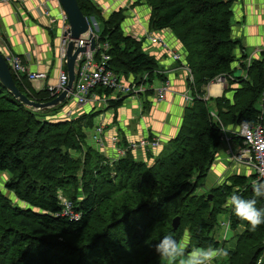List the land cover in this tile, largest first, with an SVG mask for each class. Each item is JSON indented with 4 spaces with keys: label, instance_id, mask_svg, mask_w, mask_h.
Segmentation results:
<instances>
[{
    "label": "trees",
    "instance_id": "obj_1",
    "mask_svg": "<svg viewBox=\"0 0 264 264\" xmlns=\"http://www.w3.org/2000/svg\"><path fill=\"white\" fill-rule=\"evenodd\" d=\"M76 1L86 18L103 25L99 37L110 45L111 71L125 82L143 74L150 84L166 80L158 72L160 58L144 52L145 43L122 30L124 8L103 17L91 0ZM142 2L149 9L148 29L172 33L193 77L188 82L192 100L177 134L155 157L145 153L146 161L130 150L112 159L86 142L84 130L95 126L102 111L87 105L67 119L60 112L68 101L35 111L0 84V174L6 176L0 189V264H161L156 244L169 233L179 239L185 229L192 235L190 247L224 249L214 237L224 213L234 232V246L225 250L226 264H257L264 255V224L252 231L225 207L234 193L255 198L256 206L264 207V198L252 192L254 175L230 176L203 195L196 191L221 144L220 124L231 129L243 122L264 123V53L260 61L241 67L245 78L233 75L239 46L231 37L234 0ZM222 77L228 86L223 95L205 100L204 88ZM12 78L31 101L54 98L46 88L34 89L24 76ZM229 93L232 98L226 97ZM122 103L109 100L104 111L117 110ZM232 139L241 143L238 137ZM61 198L70 202L71 215H64ZM174 218L179 219L175 231Z\"/></svg>",
    "mask_w": 264,
    "mask_h": 264
},
{
    "label": "crops",
    "instance_id": "obj_2",
    "mask_svg": "<svg viewBox=\"0 0 264 264\" xmlns=\"http://www.w3.org/2000/svg\"><path fill=\"white\" fill-rule=\"evenodd\" d=\"M43 1L11 0L10 2L0 3V38L2 39H0V49L3 52H11L20 56L30 71L47 74L46 81L32 84L36 90L56 83L61 63L58 55L61 33L57 24L50 26L48 19L42 16L40 5ZM91 1L95 2L98 8L102 10V14L109 10L105 17L124 4H127V9L131 5L129 4L130 0H123L120 6L116 0H103L105 2L109 1L104 5L101 4L100 0ZM49 7L52 10L51 13L55 15L54 4L49 5ZM134 9L129 10L135 11L136 14L132 19H129L128 29H133V33L129 32L130 36L148 31L149 10ZM165 34L168 33H165V31L160 32V35ZM231 37L239 43L234 53L235 61L232 63V68L238 72L235 77L245 78L246 71L242 70L241 67L248 68L254 60L260 61L262 59V51L264 50V0H234L232 4ZM170 43H173V39ZM173 47L180 52L182 57L184 56L183 48H180L177 43H174ZM155 57L156 59L160 58L156 60L159 72L165 76L171 85V91L167 94L166 99L158 101L155 95L144 94L136 98H129L130 100L127 103L123 102L117 110L111 109L100 114L106 127V139L113 132H117L120 138L133 141L145 138L150 134L158 137L160 149L148 152L153 157L167 141L175 137L181 124L183 110L190 103L185 102L183 98V95L188 91L187 72L167 55L158 54ZM156 84L157 82L154 85ZM226 86L227 81H223L221 78L220 82L213 81L208 84L204 88L206 99L221 97ZM235 86L233 85V87ZM232 95L233 93H229L226 97L232 98ZM109 112L110 115H108ZM236 130L237 128L234 127L230 129L234 132ZM144 155L145 152L143 151L134 152L136 159L146 161ZM105 156H112L110 149L107 150ZM251 174V169H245V167L232 162L229 152L221 143L210 171L201 189H197V193L201 194V192L208 191L224 183L230 176H249ZM228 233H232L231 228L228 230L225 239L222 237L221 247H224L227 243ZM230 244L233 245L232 242ZM232 247H229V249ZM224 250L226 249L224 248ZM223 257L225 258V256ZM218 258L213 263L216 264ZM161 264H166V262L162 261Z\"/></svg>",
    "mask_w": 264,
    "mask_h": 264
},
{
    "label": "built area",
    "instance_id": "obj_3",
    "mask_svg": "<svg viewBox=\"0 0 264 264\" xmlns=\"http://www.w3.org/2000/svg\"><path fill=\"white\" fill-rule=\"evenodd\" d=\"M10 1L11 0H0V3ZM51 4L55 6V15L51 13L52 10L49 7ZM40 12L43 17L48 19V24L50 26L57 24L61 33L58 53L61 63L58 78L55 84L43 87L55 98L64 90L68 81L65 71V52L68 37H64V33L68 29L67 17L58 0H44L40 5ZM87 20L89 22V30L95 38V48L91 52L87 50L86 53L81 54L76 61L75 82L64 101H70L72 106L61 110L63 117L72 119L87 105H92L96 110L99 106L107 108V102L109 100H116L122 97L136 98L146 94L148 89L153 90V95H155L158 101H164L167 94L171 91V85L167 79L165 81L155 80L157 84L154 85L155 81L151 84L148 83L147 74H143L134 76L129 82H125L124 78L118 77L108 68L107 63L110 60L108 51L110 50V45L107 41H101L99 35L94 32L92 25H94L96 20L93 18H87ZM95 28L97 31L98 28L96 25ZM134 37L137 41H143L145 43L143 51L149 55H151V53L153 55L163 54V56L167 55L173 62L181 63V67L188 74L189 84H192L193 77L191 71L187 65H184L185 63L182 60V55L168 42V39L164 35H160V31H145L140 36L137 37L134 35ZM262 52L264 53V50ZM0 53L7 63L11 74L16 77L24 76L31 84L47 80L46 73L30 71L29 67L20 56L11 52H3L1 49ZM215 81L220 82V78ZM98 89H102L103 92L98 94ZM105 92H107V94ZM183 98L185 102H191L192 97L190 96L189 88L183 95ZM204 99L206 100V97ZM263 113L262 111L261 114L263 115ZM211 115L218 121L214 112H212ZM105 128L103 122L94 126L92 128L91 140L94 145L93 147L104 155H106L107 150L110 149L112 156L109 158L120 159L127 154L128 150L132 152L143 151L148 153L154 152L160 147V140L156 136H147L133 141L120 138L117 132H113L109 138L106 139ZM220 130L222 136L221 143L224 144L229 152L232 162L245 167V169H251V175H254L257 181L264 180V123L243 122L235 132L226 129L220 124ZM233 136L240 138L241 143L235 142L232 139ZM61 201L64 206V215H71L70 202L62 198ZM219 227L223 230L222 237L225 239L230 229L229 221L225 220L220 222ZM257 264H264L263 257H260Z\"/></svg>",
    "mask_w": 264,
    "mask_h": 264
},
{
    "label": "water",
    "instance_id": "obj_4",
    "mask_svg": "<svg viewBox=\"0 0 264 264\" xmlns=\"http://www.w3.org/2000/svg\"><path fill=\"white\" fill-rule=\"evenodd\" d=\"M62 10L67 17L68 29L64 37H68V43L65 52V67L67 74V85L64 90L51 101L46 103H37L28 99L16 87L12 74L0 53V84L13 96L20 104L35 111L46 110L62 104L71 91L75 82V65L78 57L89 50L95 48V38L89 30V22L81 12L76 0H58ZM221 80H225L224 77ZM210 198V196L208 197ZM179 226V219L172 220V228L175 231Z\"/></svg>",
    "mask_w": 264,
    "mask_h": 264
},
{
    "label": "clouds",
    "instance_id": "obj_5",
    "mask_svg": "<svg viewBox=\"0 0 264 264\" xmlns=\"http://www.w3.org/2000/svg\"><path fill=\"white\" fill-rule=\"evenodd\" d=\"M252 192L254 197L264 198V180L255 182ZM256 205L255 198L245 199L235 193L225 203V207L230 208L232 214L240 221L245 222L252 231L264 224V207L258 208ZM191 239L192 235L188 229L183 231L179 239L169 233L156 244L155 252L166 264H212L217 257L228 254L222 248L190 247Z\"/></svg>",
    "mask_w": 264,
    "mask_h": 264
},
{
    "label": "rangeland",
    "instance_id": "obj_6",
    "mask_svg": "<svg viewBox=\"0 0 264 264\" xmlns=\"http://www.w3.org/2000/svg\"><path fill=\"white\" fill-rule=\"evenodd\" d=\"M101 1V4L102 5H104L105 3H108V2H105V1H103V0H100ZM110 1H115V0H110ZM117 2H119V6L120 5H122V1L123 0H116ZM95 3V2H94ZM96 4V3H95ZM129 4H131L130 6H129ZM129 4H128V6L130 7L129 9H127V4H124L123 6H121L120 8H124V10H125V16H126V20L123 22V24H122V30H124V32L125 33H127L128 35H130V33L129 32H131V33H133V29H131V28H129L128 29V26H129V23H130V21H129V19H132V17H134L136 14H135V11H129V10H135L134 8H137V9H140V8H143V9H146V10H149L147 7V5H145L143 2H142V0H130V2H129ZM105 8V7H104ZM142 9V10H143ZM106 10H108L107 8H106ZM107 12H109V10L108 11H105V14H102L101 13V15L104 17V16H106V13ZM93 19H95V18H93ZM136 26H137V24L135 23V22H133ZM91 25H92V23H91ZM95 25L97 26V28H98V30L96 31V28H95ZM92 27H93V29H94V32L97 34V35H100V33H101V31H102V29H103V25L101 24V22L100 21H96L95 23H94V25H92ZM148 29V28H147ZM148 31H150L149 29H148ZM163 31H165V33H168V34H165L164 36H168L167 37V39H168V42L170 43V41H171V39H173V43H170L172 46H174V43H177V40L175 39V37L172 35V33L169 31V30H163ZM157 32H159V31H157ZM161 32V31H160ZM140 34L141 33H136V36L138 37V36H140ZM262 54H263V52H262ZM178 64H180L181 65V63H178ZM190 69V68H189ZM191 71V70H190ZM237 71H234V73H233V75L235 76V75H237ZM148 77V76H147ZM149 78V77H148ZM152 81H155L154 79L152 80ZM155 82H157V81H155ZM154 83V82H153ZM207 94V93H206ZM130 97H122V98H119V99H121V100H123V102H125V103H127L130 99H129ZM119 99H116V100H119ZM261 101H263L264 102V96L261 98ZM260 105V102L258 101V103H257V107H259L260 108V110H262V107L261 106H259ZM72 106V103L70 102V101H68L67 102V104L63 107V108H69V107H71ZM209 107H210V110L212 111H214V106H213V104L212 103H209ZM62 108V109H63ZM61 109V110H62ZM104 110H105V107L104 106H99V108H98V111H102L103 113H105L104 112ZM263 112H264V110H263ZM61 114H62V111L60 112ZM216 113V112H215ZM99 114H101V113H99ZM54 113H48V116H49V118H51V117H53L54 119H61V116L60 115H58V114H56V115H54ZM108 115H110V112L108 113ZM63 117V116H62ZM101 117H102V115H100L98 118H96L95 119V126L96 125H99L101 122H102V120H101ZM65 118V117H64ZM85 134H86V142H87V144L88 145H90V146H93V142H92V140H91V134H92V132H93V129H89V128H86L85 130ZM247 169V168H246ZM210 171V170H209ZM207 177V176H206ZM206 179V178H205ZM204 179V180H205ZM6 180V176L5 175H3V174H0V189L3 191V182ZM204 180L202 181V183L200 184V185H198V187H197V189L199 188V189H201V187H202V184H203V182H204ZM197 189H196V191H197ZM210 191V189L208 190V191H204V192H201V194H198V195H203V194H206V193H208ZM200 193V192H199ZM10 198L13 200V201H15V197L13 196V195H10ZM20 205H22V204H20ZM223 219H227V214H221L219 217H218V222H220L221 220H223ZM223 221H225V220H223ZM218 224V223H217ZM231 232L232 233H228V235H227V239H228V241H227V243L225 244V246H224V248L225 249H229V247H232V246H234V239L232 238L231 240H230V238L234 235V232L231 230ZM237 232H240V230L238 229L237 230ZM222 233H223V230L219 227V226H217L216 227V229H215V232H214V237L216 238V240L217 241H219V242H222ZM230 242H232L233 243V245L232 244H230ZM263 242H264V240H263ZM263 257V259H264V255L262 256ZM213 263V262H212ZM213 264H215V262L213 263ZM216 264H226V262H225V258L222 256V257H219L218 259H217V261H216Z\"/></svg>",
    "mask_w": 264,
    "mask_h": 264
}]
</instances>
